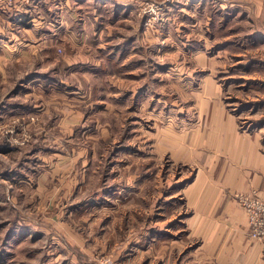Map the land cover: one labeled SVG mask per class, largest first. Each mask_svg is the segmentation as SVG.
I'll return each instance as SVG.
<instances>
[{"label": "rangeland", "instance_id": "obj_1", "mask_svg": "<svg viewBox=\"0 0 264 264\" xmlns=\"http://www.w3.org/2000/svg\"><path fill=\"white\" fill-rule=\"evenodd\" d=\"M256 1L68 0L76 39L60 31V40L40 44L38 58L11 65L16 77L0 79V149H9L0 152V264H93L67 247L74 231L85 249L97 232L124 236V264L199 263L201 239L185 238L194 212L186 186L198 166L175 156L199 155L184 147L193 145V124L207 119L199 115L204 99L223 105L239 131L256 133L264 151ZM51 7L50 30L58 20L71 25ZM32 71L42 78L25 94L20 84ZM74 179L84 186L75 200L95 202L70 216L68 205L37 192ZM252 193L264 189L232 193L243 212L235 195ZM158 232L159 243L150 237ZM246 232L264 257V239L250 237L247 222ZM111 259L102 254L96 264H119Z\"/></svg>", "mask_w": 264, "mask_h": 264}, {"label": "crops", "instance_id": "obj_2", "mask_svg": "<svg viewBox=\"0 0 264 264\" xmlns=\"http://www.w3.org/2000/svg\"><path fill=\"white\" fill-rule=\"evenodd\" d=\"M51 5L57 9L58 17L65 15L71 25L65 26L63 21L58 20L50 30V26H53L49 20L53 8ZM66 7L72 10L68 0H15L10 7L0 6V79L3 82L12 75L16 77L12 71V64L18 61L28 63L38 58L40 44L47 45L54 36L60 40V31H62L60 38L70 37L68 34L70 33L72 38L76 39L78 31L73 26L76 14L74 11L65 12ZM255 12L261 16L264 30V0L256 1ZM41 74L42 72L36 71L24 73L26 79L19 84L25 88V94L32 92L33 86L41 80ZM36 106L38 105H32L31 109L37 112L39 107ZM200 107L199 115L201 113L202 117L207 119L204 121L202 119V122L200 120L198 125L193 124L191 140L193 145L189 143V146L186 144L184 147L185 149L192 147L193 151L200 150L199 155L175 156L176 159L186 161L196 160L198 166L194 180L186 186L190 195L187 200L192 204L194 212L188 217L187 224L191 227L187 225L188 232L185 238L201 239L195 250L196 254L200 252L198 264H264L260 246L252 243L247 235L246 216L232 197L234 192L247 194L252 190L264 189V151L261 149L259 137L256 133L239 131L233 117L218 102L210 104L204 99ZM61 120L66 121L65 118H60ZM27 122L23 121L25 124ZM75 123L68 122V125L64 126H75ZM39 134L42 140L43 136L47 135L46 132ZM56 166L54 168L61 170L58 165ZM78 175L82 173L78 172ZM80 183L74 179L72 183L66 184L67 188H56L52 193L44 195L40 192L43 189L39 185L37 192L41 198L43 196V200H50L55 206L60 203L62 206L68 205L67 216H70L72 209L90 207L95 202L94 198L89 197L75 200L80 189H84ZM57 219L62 221V216L57 215ZM91 224L93 222L89 223ZM97 235L98 232L94 239L92 238L94 241L89 239L88 248L85 249L86 239L74 231L75 240L67 247L73 248L74 253L91 255L93 264H96L97 258L102 254H109L111 260L124 264V236L112 232L101 239L99 238L101 236ZM63 236L68 237L65 233ZM150 237L159 243L157 240H162L165 236L158 232ZM173 242L178 246L176 239ZM59 245L64 247L62 243Z\"/></svg>", "mask_w": 264, "mask_h": 264}, {"label": "built area", "instance_id": "obj_3", "mask_svg": "<svg viewBox=\"0 0 264 264\" xmlns=\"http://www.w3.org/2000/svg\"><path fill=\"white\" fill-rule=\"evenodd\" d=\"M13 2L14 0H0V6L10 7ZM235 196L245 212L249 236L257 240L264 239V194Z\"/></svg>", "mask_w": 264, "mask_h": 264}, {"label": "trees", "instance_id": "obj_4", "mask_svg": "<svg viewBox=\"0 0 264 264\" xmlns=\"http://www.w3.org/2000/svg\"><path fill=\"white\" fill-rule=\"evenodd\" d=\"M8 151H9V149H6V148L0 149V152H8Z\"/></svg>", "mask_w": 264, "mask_h": 264}, {"label": "bare ground", "instance_id": "obj_5", "mask_svg": "<svg viewBox=\"0 0 264 264\" xmlns=\"http://www.w3.org/2000/svg\"><path fill=\"white\" fill-rule=\"evenodd\" d=\"M247 219V218H246Z\"/></svg>", "mask_w": 264, "mask_h": 264}]
</instances>
